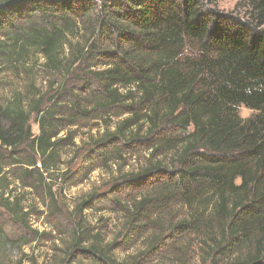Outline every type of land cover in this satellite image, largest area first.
Instances as JSON below:
<instances>
[{"label":"trees","instance_id":"trees-1","mask_svg":"<svg viewBox=\"0 0 264 264\" xmlns=\"http://www.w3.org/2000/svg\"><path fill=\"white\" fill-rule=\"evenodd\" d=\"M241 5L243 17L203 0H0V87L27 83L0 98V264H39L25 248L45 231L30 220L62 215L48 181L64 157L84 177L120 167L126 147L138 166L111 186L131 192L115 203L122 229L106 241L74 219L58 264H148L174 239L164 258L179 264H264V0ZM175 208L183 219H168Z\"/></svg>","mask_w":264,"mask_h":264},{"label":"rangeland","instance_id":"rangeland-1","mask_svg":"<svg viewBox=\"0 0 264 264\" xmlns=\"http://www.w3.org/2000/svg\"><path fill=\"white\" fill-rule=\"evenodd\" d=\"M204 4L214 9L225 12V13H237L240 17L244 9L242 5L239 7L241 0H203ZM210 2H214V6L211 7ZM3 80L6 76L1 77ZM49 78L47 75L42 73V67L37 65L35 67V73H33V83L37 88L42 89L43 85L48 84ZM4 82V81H3ZM27 83L25 80H20L13 86L4 85L0 87V98H7L11 95V88H16L19 90H24ZM240 116L243 119L249 118L253 112L248 109L241 107L239 109ZM118 114V113H117ZM110 128L113 130L118 123L119 119L116 117H110ZM33 132L38 133V128L32 123ZM106 131V126L104 122H99L96 125V129L91 133L87 130H77L75 138V144L80 146L87 143L91 136L98 137ZM75 132V131H74ZM168 132V131H167ZM62 135V139H64ZM129 150L127 147L123 148V153ZM136 151V150H135ZM127 152L126 159L120 167L111 169L110 166L106 169H97L96 171L89 173L86 170L84 177L79 175V167H81L82 161H77L71 165L67 164V157H64L59 165L58 170H56L52 181L49 180L50 185L53 187V191L56 194V207L58 209L57 213L62 214L56 218H49L47 216L51 213L43 208L37 207V212L40 215L39 221L36 220V216L30 220V225L33 229L39 230V232L45 231L43 237L39 238L34 244L25 248V253L36 259L39 264H58L64 256V252L72 237V230L74 229V219H78L83 229H90L95 233H103L102 236L106 241H110L113 237L122 229L124 219L119 212V208L116 207L115 203L126 202L131 193L129 189L119 190V187L111 189V186L117 183L118 178L121 174L131 173L138 166V161L136 163L135 155L136 152ZM148 153H146L147 156ZM140 160V158H138ZM125 163V164H124ZM73 169L68 174L67 170ZM88 169V168H87ZM113 170V171H111ZM27 181V180H25ZM95 192H109L112 196L110 199L102 200L103 197H97V201L93 203L89 210H86L82 216L77 211L79 204L89 199L87 196ZM24 198L27 200L26 205L36 207L34 202L35 194L32 195L31 191H21ZM32 200V201H31ZM111 200L114 201L111 202ZM54 212V211H53ZM185 216L184 211L175 208L169 212V218H178V221L183 219ZM8 232L11 237L15 239L19 238L24 234L23 229L9 224ZM179 242V239L167 241V247L163 250V255L160 258H155L148 264H179L177 262L171 261L172 258H164L166 253L171 247L175 246ZM6 256H11L9 250L6 251ZM192 255V254H191ZM127 256V253L121 252L119 254V260H123ZM7 258V257H6ZM29 264V263H28ZM75 264H90L88 261L81 262L77 261ZM195 264V262H192Z\"/></svg>","mask_w":264,"mask_h":264}]
</instances>
